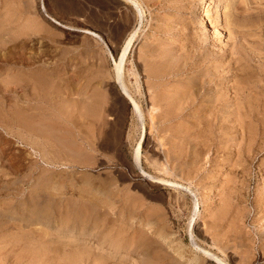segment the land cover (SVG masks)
I'll return each instance as SVG.
<instances>
[{
    "label": "rangeland",
    "instance_id": "374dc122",
    "mask_svg": "<svg viewBox=\"0 0 264 264\" xmlns=\"http://www.w3.org/2000/svg\"><path fill=\"white\" fill-rule=\"evenodd\" d=\"M207 2L0 0V264H264V0Z\"/></svg>",
    "mask_w": 264,
    "mask_h": 264
},
{
    "label": "bare ground",
    "instance_id": "6f19581e",
    "mask_svg": "<svg viewBox=\"0 0 264 264\" xmlns=\"http://www.w3.org/2000/svg\"><path fill=\"white\" fill-rule=\"evenodd\" d=\"M51 3H52V7H53V9L55 10V11H57L58 12V14H60L59 16H67V15H71V16H79L80 15V12H81V10H78V8H76L73 4H72V1L73 0H49ZM208 0H202V2L206 5V3H208L207 2ZM212 1V0H211ZM205 8V7H204ZM209 9V8H208ZM204 11H203V14H202V21H204L206 18L205 17H207V9L205 8V9H203ZM210 12V11H209ZM82 13H83V17L85 18V11H82ZM199 17V16H198ZM201 17V16H200ZM200 19V18H199ZM198 19V20H199ZM87 20H90V19H87ZM207 20H209V17H208V19ZM203 24V23H202ZM99 27L100 28H104L105 26H107L108 25V21H106V20H103V19H101V21H99ZM110 26V25H109ZM208 26H210V25H208ZM221 26V25H220ZM43 27V26H42ZM206 27V26H205ZM117 28H120L119 27V25H117ZM39 29V28H38ZM210 29V28H209ZM221 29V28H220ZM208 30V29H207ZM206 31V30H205ZM207 32V31H206ZM42 35V34H41ZM209 35V34H208ZM212 35V33L210 32V36ZM40 36V35H39ZM50 37V36H49ZM119 37V36H118ZM132 38H133V36H132ZM130 41H131V39H129L127 42H126V44H125V46H124V48H123V50H122V53H121V56H120V61H119V65H116V71H115V74H116V79H117V81L119 82V85H120V87L121 88H123V90H124V92L126 93V95L132 100V102H133V111L135 112V113H138V114H136L135 116H138V118L141 116L140 114H142V112H141V109H140V106L137 104V102L133 99V97L131 96L132 94H130V92H129V90L127 89V87H126V84H125V80H124V77H123V59H124V57H125V55H126V52H127V50H128V48H129V46H130ZM76 62V61H75ZM169 64V63H168ZM171 64V63H170ZM159 68V67H158ZM164 68V67H163ZM162 68V69H163ZM40 68L38 69V71H39V74L37 73L36 74V70H30V72H32L31 74L32 75H29L26 71V73L29 75L28 77H26L25 78V82L26 83H30V87L29 88H31V90H30V95H31V97H30V101L31 102H33V101H35L36 103H41V102H39V101H42L41 100V96L43 97V95H40L41 94V88H40V86H38V84H41V83H43V81H44V79L42 80V77L44 78L45 77V79L47 80V78H50V77H52V76H50V75H48V74H44V73H42L41 74V72H40ZM45 70V69H44ZM24 71V70H23ZM44 72V71H43ZM155 73V72H154ZM13 74V73H12ZM15 74V73H14ZM23 74V73H22ZM25 74V73H24ZM160 74V73H159ZM158 74V75H159ZM19 75V74H18ZM44 75V76H43ZM136 75V74H135ZM150 75V74H149ZM157 75V74H156ZM19 76H21V75H19ZM18 76V77H19ZM163 76V75H162ZM167 77V76H166ZM19 78H21V77H19ZM87 78H88V76H87ZM100 79V78H99ZM50 80V79H49ZM48 80V81H49ZM88 80V79H87ZM17 81H18V78H17ZM24 80L22 79V82H23ZM41 81V82H40ZM45 82V81H44ZM59 83V82H58ZM89 82H87V84H88ZM7 85V84H6ZM86 85V84H85ZM42 86H44V85H42ZM41 86V87H42ZM158 86V85H157ZM45 87V86H44ZM150 87V86H149ZM86 89L88 88V86L86 85V87H85ZM85 89V111L83 112V114L85 113V129H87L88 127H89V124H91V122L90 123H88V121H87V119L88 118H91V119H93V120H97V117H98V119H99V117H100V113H102L101 111H102V109H103V105H101V102H99V98H100V96H98V94L100 95V93H98L97 95H96V93L94 92V94H95V96L93 97V95H92V97H91V99L92 98H94L93 100H91L90 99V97H88L87 96V90ZM197 89V88H196ZM68 90V89H67ZM98 90V89H97ZM6 91V90H5ZM42 91H43V87H42ZM183 91H185V90H183ZM101 92V91H100ZM161 92V91H160ZM53 93V92H52ZM90 93V92H89ZM88 93V94H89ZM76 94V93H75ZM90 94H93L92 93V91H91V93ZM103 96H104V93H101ZM164 95V94H163ZM99 97V98H98ZM186 97V96H185ZM159 98V97H158ZM89 99L91 100V101H89ZM102 99V98H101ZM105 99V98H104ZM113 100V99H112ZM105 101V100H104ZM103 101V102H104ZM122 103H127V100H126V98L125 97H123L122 96ZM68 102H69V100H68ZM74 102V101H73ZM72 102V103H73ZM119 102V101H118ZM162 102V101H161ZM30 103V102H29ZM111 103V102H110ZM46 104H47V102H46ZM81 104V103H80ZM113 106L112 107H115L116 108V106L118 105L117 104V101H114L113 103ZM159 104V103H158ZM157 105V104H156ZM32 106H36V105H32ZM155 105H152V108H151V112L149 113V116H150V120L153 122V120H154V118H155V116L152 114V112L153 111H156L157 109H155V107H154ZM188 106V105H187ZM84 108V107H83ZM160 108V107H159ZM117 109V108H116ZM183 109V108H182ZM33 110H36V111H38L39 110V107L38 106H36V107H29V108H25L24 110H23V112H26V113H30L31 111H33ZM104 110V109H103ZM109 110H111V109H109ZM118 110V109H117ZM119 110H122V108L121 107H119ZM170 110V109H169ZM40 111V110H39ZM105 111V110H104ZM14 112V111H13ZM113 112V111H112ZM22 113V112H21ZM160 113V112H159ZM34 114V113H33ZM30 115V114H29ZM46 115V114H45ZM60 115V114H59ZM173 115H175V114H173ZM157 116V115H156ZM159 117V116H158ZM172 117V116H171ZM101 119L103 118V116L102 117H100ZM161 119V118H160ZM105 120V119H104ZM103 120V121H104ZM166 120V119H165ZM35 121V120H34ZM98 121V120H97ZM96 122V121H95ZM94 122V123H95ZM108 122V121H107ZM157 122V121H156ZM100 123H102V122H100ZM111 122H109V124H110ZM20 124V123H19ZM93 124V123H92ZM91 124V125H92ZM108 124V125H109ZM111 125V124H110ZM93 126V125H92ZM98 127H100V126H98ZM142 128H145L144 127V124H142V126H141ZM90 128H91V126H90ZM101 128V127H100ZM117 128V127H116ZM151 128V127H150ZM104 129V128H103ZM114 129V128H113ZM151 129H153V128H151ZM71 130V129H70ZM89 130V129H88ZM116 130H118V129H116ZM90 131H91V129H90ZM92 131H93V127H92ZM99 131V133L101 132L100 130H98ZM104 131H105V129H104ZM109 131H110V129H109ZM86 132V131H85ZM94 132V131H93ZM93 132H91V135H92V133ZM150 132V131H149ZM50 133V132H49ZM57 134V133H56ZM88 133H86L85 134V136L87 135ZM90 134V133H89ZM96 134V133H95ZM118 135V134H117ZM86 137H88V140H89V136H86ZM86 137H85V140H86ZM91 137V136H90ZM106 136H104V138H105ZM116 137L117 136H115V134H113V132H112V134H109V135H107V139L103 142V146H105V147H111L113 150H115V148H116V145L118 144V142L116 141ZM91 139V138H90ZM120 140V139H119ZM118 140V141H119ZM94 140H93V137H92V142H93ZM92 142H90V144L92 143ZM160 142V141H159ZM62 143V142H61ZM85 143H89V141H87L86 140V142ZM99 143H101V142H99ZM90 144H85L86 146L88 145H90ZM87 146V147H88ZM91 146V145H90ZM66 147V146H65ZM105 147H104V149H105ZM94 148V147H93ZM86 150H87V148H86ZM91 149H89V151H90ZM117 150V149H116ZM68 151V150H67ZM119 151V150H118ZM66 152V151H65ZM116 153V152H115ZM120 153V152H119ZM121 154V153H120ZM70 157V156H69ZM121 157H122V155H121ZM116 159H118V158H116ZM121 159V158H120ZM134 160H133V165L131 166L130 165V167H129V169H133V166H138V167H141V166H143L142 165V163H141V153H140V146L137 148V150H136V152H135V154H134V158H133ZM84 162V161H83ZM165 162V161H164ZM127 165V164H126ZM153 165V164H152ZM154 165H155V163H154ZM153 165V166H154ZM157 165H159V164H157ZM156 165V166H157ZM172 166V165H171ZM165 166H164V164H160V166H158V168H159V171L161 172V171H165V172H167V170H166V168H164ZM157 169V168H156ZM151 175H149V177H150ZM152 178H156V177H152ZM153 180H156V179H153ZM157 181H164L163 179L161 180V179H159V180H157ZM165 183V182H164ZM168 183V182H167ZM110 186V185H109ZM181 186V185H180ZM192 186V185H191ZM175 187V186H174ZM116 193V192H115ZM120 198V197H119ZM130 199V198H129ZM133 203V202H132ZM81 207V206H80ZM152 208V207H151ZM137 211V210H136ZM85 212V211H84ZM138 212V211H137ZM148 212V211H147ZM106 214V213H105ZM148 214V213H147ZM128 215V214H127ZM143 215V214H142ZM93 216V215H92ZM129 216V215H128ZM124 217V216H123ZM194 217V216H193ZM93 218V217H92ZM100 219V218H99ZM106 219V218H105ZM95 220V219H94ZM109 220H110V218H109ZM150 220V219H149ZM193 220V219H192ZM97 221V220H96ZM157 222V221H156ZM81 224V223H80ZM79 224V225H80ZM81 227V226H80ZM107 228V227H106ZM133 232V231H132ZM131 232V233H132ZM134 233V232H133ZM142 233V232H141ZM123 235H124V233H123ZM141 236V240H138V239H136V238H133L132 237V239H130V240H128L127 239V241L126 240H124V238H125V236L123 237V240L122 241H119V243H120V248H119V250L121 249L122 250V248H124V247H126L128 244L129 245H132V246H136L135 248H134V250L132 251V253H134V254H136L137 253V255H141L142 253H143V251L145 250V247H146V245H147V243H149L150 241H148V239H147V235L144 237V234H140ZM143 235V236H142ZM119 236H121V233H120V235ZM150 240V239H149ZM158 247V246H157ZM143 248H144V250H143ZM147 248V247H146ZM137 250H138V252H137ZM146 251H147V249H146ZM146 251L144 252V253H146ZM148 252V251H147ZM149 253V252H148ZM147 254V253H146ZM143 255V254H142ZM222 261V260H221ZM221 264H223V263H221Z\"/></svg>",
    "mask_w": 264,
    "mask_h": 264
}]
</instances>
